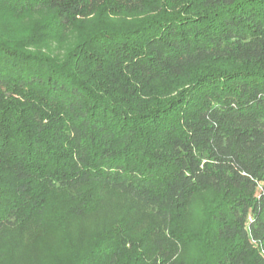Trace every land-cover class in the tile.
I'll use <instances>...</instances> for the list:
<instances>
[{"label":"trees","instance_id":"1","mask_svg":"<svg viewBox=\"0 0 264 264\" xmlns=\"http://www.w3.org/2000/svg\"><path fill=\"white\" fill-rule=\"evenodd\" d=\"M3 17L0 264L54 230L30 264H264V0H0ZM109 199L125 210L73 242Z\"/></svg>","mask_w":264,"mask_h":264},{"label":"rangeland","instance_id":"2","mask_svg":"<svg viewBox=\"0 0 264 264\" xmlns=\"http://www.w3.org/2000/svg\"><path fill=\"white\" fill-rule=\"evenodd\" d=\"M11 20H15L12 22H16L17 23L16 26L24 27L32 19L25 18V19H18V20L11 19ZM5 24L6 25L11 24V21L9 20L8 17L2 18V23L0 21V28L5 29ZM74 39H75V35L73 34L68 39L69 40L68 42L70 43V41ZM66 44L68 43H64L60 45V44H57L56 42H52V46L54 48H59ZM211 200H212L211 194L205 193L199 198H197L196 201L191 204V206L189 207L188 213L186 214V218L184 222L187 228H189L190 230H195L198 227H200L204 209L210 203ZM117 210L121 212L125 209H120L117 207L115 208L114 202H112V200L109 199L107 201V206L100 208L99 210L95 211L94 213L90 214L88 217H85L78 222L70 223L69 224L70 227L69 226L68 227H69V234H70L72 241L75 243L76 242L78 243L84 240L82 239L84 238L83 236L85 235L84 233L97 231L99 228L102 227V225L113 222L114 217L118 214ZM134 217H136V215H134ZM143 227L145 226H140L139 229H142ZM54 239L58 240L59 242L61 241L60 230H54L51 237L42 235L41 238H37V240H39V242L37 243L40 245V247L39 246L38 247L36 246L27 247V249L25 250L26 253L24 252V255L23 256L21 255L19 264H30L29 261L30 262L38 261V259L42 258V256L45 255V251L43 250V245H45L47 249H49L48 247H51V245H53ZM62 249H65V248L62 247ZM52 250L56 255H61V254H65L67 256L69 255L68 253H66L67 251H64V250L62 251L61 248L52 246ZM185 252H186V255L188 256L193 255L192 254L193 249L191 247L185 250Z\"/></svg>","mask_w":264,"mask_h":264}]
</instances>
